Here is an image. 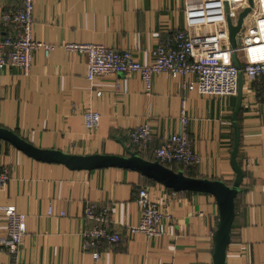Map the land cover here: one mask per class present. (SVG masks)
Wrapping results in <instances>:
<instances>
[{"label":"crops","instance_id":"obj_1","mask_svg":"<svg viewBox=\"0 0 264 264\" xmlns=\"http://www.w3.org/2000/svg\"><path fill=\"white\" fill-rule=\"evenodd\" d=\"M19 4L0 0V38L7 32L2 13ZM32 15L33 38L55 46L48 54L42 47L34 49L27 74L17 65L0 67V126L42 148L125 154L126 145L136 149L130 146L129 128L147 121L153 138L139 153L149 159L154 158L153 148L177 130L183 105L200 160L176 169L233 179L236 95L187 89L180 77L166 72L153 75L149 93L138 72L127 78L105 73L90 82L85 55L63 46L66 41L101 42L129 48L141 62H149L152 47L184 25V0H34ZM96 89L102 91L99 96ZM85 106L100 113L93 131L83 124ZM237 121V159L244 175L235 198L226 264H264V75L243 77ZM2 164L10 176L0 187V206L14 204L26 214L20 264H213L218 207L209 192L174 190L129 167L69 168L30 156L0 137ZM140 186L159 200L160 209L171 213L170 220L158 224V235L128 229L140 217L134 200ZM86 202L110 206V226L121 232V239L102 248L97 261L81 246ZM6 226L0 212V264L9 261Z\"/></svg>","mask_w":264,"mask_h":264},{"label":"built area","instance_id":"obj_2","mask_svg":"<svg viewBox=\"0 0 264 264\" xmlns=\"http://www.w3.org/2000/svg\"><path fill=\"white\" fill-rule=\"evenodd\" d=\"M252 1L244 16L247 21L242 23L237 33L235 50L239 66L231 58L233 47L228 38L227 16L235 22L238 13L249 5L248 0H184V25L154 45L152 59L146 63L141 62L129 48H117L101 42L66 41L63 46L68 51L85 55L86 77L90 82L105 73H119L127 78L138 72L144 83V92L149 93L153 75L166 72L180 77L182 86L187 89L218 96L235 95L239 71L249 80L264 75V0ZM19 2L17 7L6 9L1 16L7 32L0 38V67L17 65L27 74L34 49L42 47L48 54L55 44L33 38L34 0ZM116 85L119 87L120 83ZM101 92V89H96L95 94L99 96ZM82 117L86 130L93 131L99 124L100 113L85 106ZM128 136L134 148L145 150L153 138V130L144 121L129 128ZM153 155L162 163L180 162L188 166L199 162L188 133V114L183 105L177 130L170 132L153 148ZM9 176V167L0 165V187L7 183ZM134 200L140 208V217L136 224L128 226L129 231H140L148 236L160 234L158 224L170 220L171 213L160 209L159 200L146 186L137 189ZM0 212L5 215L7 223L4 247L9 253L8 264H20L26 214L18 211L14 204L0 206ZM59 214H64V211ZM81 216L87 221L80 231L82 249L90 251L97 261L102 248L121 239V232L110 226L111 208L108 205L98 207L86 202Z\"/></svg>","mask_w":264,"mask_h":264},{"label":"water","instance_id":"obj_3","mask_svg":"<svg viewBox=\"0 0 264 264\" xmlns=\"http://www.w3.org/2000/svg\"><path fill=\"white\" fill-rule=\"evenodd\" d=\"M244 7L233 22L227 16L228 38L233 47L231 58L239 66L235 47L237 46V33L242 27L244 16L250 10L253 1ZM243 73H238L236 101L232 111L233 145L230 151V162L235 172L232 183L227 184L223 179L206 176H192L184 172L183 168L174 169L157 159H148L140 155L137 149L125 146V154L117 153H90L76 154L54 148H42L27 141L12 129L0 126V137L13 143L26 154L40 160L64 163L69 168H97L104 166H122L133 168L142 174L151 177L174 190L206 191L213 195L218 207V220L213 233V264H226V250L230 240V229L235 214L234 197L240 189L244 171L238 162L239 126L238 112L242 100Z\"/></svg>","mask_w":264,"mask_h":264},{"label":"trees","instance_id":"obj_4","mask_svg":"<svg viewBox=\"0 0 264 264\" xmlns=\"http://www.w3.org/2000/svg\"><path fill=\"white\" fill-rule=\"evenodd\" d=\"M238 114H239V112H238ZM131 147H133L132 145H130ZM134 148V147H133ZM140 152V151H139ZM148 158V157H147ZM149 159H155V158H149ZM164 164H166V165H168V166H170V167H172V168H174V169H176V166H180V167H184V165H182V163H180V162H171V163H164ZM185 169V168H184ZM186 173V172H185ZM186 174H188V175H192V173L191 172H187ZM148 177V176H147ZM150 179H153V178H151V177H149ZM154 180V179H153ZM233 180V179H232ZM232 180H230V181H225L227 184H231L232 183ZM238 193V192H237ZM236 196H237V194H236ZM236 196L234 197V203H235V198H236Z\"/></svg>","mask_w":264,"mask_h":264},{"label":"rangeland","instance_id":"obj_5","mask_svg":"<svg viewBox=\"0 0 264 264\" xmlns=\"http://www.w3.org/2000/svg\"><path fill=\"white\" fill-rule=\"evenodd\" d=\"M245 20H243V22H246L247 21V17H244Z\"/></svg>","mask_w":264,"mask_h":264}]
</instances>
